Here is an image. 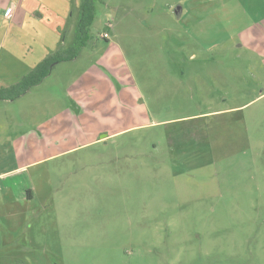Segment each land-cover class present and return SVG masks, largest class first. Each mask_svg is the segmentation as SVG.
<instances>
[{"label":"rangeland","instance_id":"obj_1","mask_svg":"<svg viewBox=\"0 0 264 264\" xmlns=\"http://www.w3.org/2000/svg\"><path fill=\"white\" fill-rule=\"evenodd\" d=\"M262 3L98 0L80 56L0 101V114L10 105L18 119L28 103L33 122L52 103L31 143L69 149L45 162L59 231L0 264H264ZM78 11L59 49L73 42ZM191 20L218 21L229 38L200 43L186 32Z\"/></svg>","mask_w":264,"mask_h":264},{"label":"crops","instance_id":"obj_2","mask_svg":"<svg viewBox=\"0 0 264 264\" xmlns=\"http://www.w3.org/2000/svg\"><path fill=\"white\" fill-rule=\"evenodd\" d=\"M80 4L81 0H0V29L3 30L0 34V87L18 82L38 63L59 49L64 40L62 30L69 18L72 19L74 10H80ZM202 5V3L197 5L195 11H199ZM193 9L194 5H189L184 13ZM256 10L264 17V0ZM181 13L182 11L177 12L179 16L182 15ZM2 18L8 20L6 24ZM186 24V32L195 35L201 40L200 43H219V40L209 39L207 37L209 34H219L222 39L223 35L226 36L225 38H229L230 35L225 25H220L218 21L209 26L203 25L202 21L192 20ZM255 24L253 21L249 23L247 32L250 40L256 37L253 28ZM241 35L245 34L239 31L236 34L239 37ZM5 43H8L9 48L10 46L17 48L22 43L28 44L26 46L29 52L16 53L10 48L5 55L2 52ZM223 43L227 42L222 41L221 44ZM55 69L56 66L40 84L32 87L25 94L43 84ZM13 101L2 102L10 104ZM6 106L7 109L2 111L3 115L0 114V257L2 258L10 255L6 253L28 250L33 245L36 247L45 243L47 245L49 235L52 234L50 229L59 231L58 210L56 205H53L50 195L53 181L45 162L51 157L69 151L67 149L47 154L44 147H36L31 143L34 139L30 134L31 125L46 129L43 126L46 124L45 119L42 120L40 115L47 116V112L42 113V109L51 107L52 103L49 101L43 105L41 103L37 111L39 119L35 118L34 122L30 116L31 108L28 103L27 110L23 108L19 119L12 113L10 105ZM16 123L22 125L20 129L16 128ZM55 238L53 247L60 249V239L57 234ZM49 245L52 246V242Z\"/></svg>","mask_w":264,"mask_h":264},{"label":"trees","instance_id":"obj_3","mask_svg":"<svg viewBox=\"0 0 264 264\" xmlns=\"http://www.w3.org/2000/svg\"><path fill=\"white\" fill-rule=\"evenodd\" d=\"M98 0H81L78 22L74 32L73 42L65 49H57L38 63L18 82L10 86L0 87V101L15 100L32 87L40 84L54 69L56 64L75 59L87 46L90 37V27L96 17Z\"/></svg>","mask_w":264,"mask_h":264},{"label":"built area","instance_id":"obj_4","mask_svg":"<svg viewBox=\"0 0 264 264\" xmlns=\"http://www.w3.org/2000/svg\"><path fill=\"white\" fill-rule=\"evenodd\" d=\"M109 25H110V24H109ZM101 36H102V38H104V39H109L110 34H109V32H103V33L101 34Z\"/></svg>","mask_w":264,"mask_h":264}]
</instances>
